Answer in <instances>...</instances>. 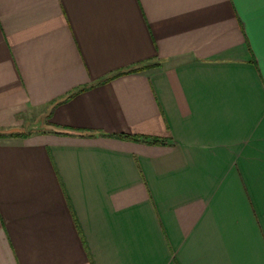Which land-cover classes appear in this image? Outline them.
Returning a JSON list of instances; mask_svg holds the SVG:
<instances>
[{"label":"crops","instance_id":"crops-1","mask_svg":"<svg viewBox=\"0 0 264 264\" xmlns=\"http://www.w3.org/2000/svg\"><path fill=\"white\" fill-rule=\"evenodd\" d=\"M264 0H0V264H264Z\"/></svg>","mask_w":264,"mask_h":264},{"label":"snow or ice","instance_id":"snow-or-ice-1","mask_svg":"<svg viewBox=\"0 0 264 264\" xmlns=\"http://www.w3.org/2000/svg\"><path fill=\"white\" fill-rule=\"evenodd\" d=\"M261 33H262L261 39H262V42H264V22H262L261 24Z\"/></svg>","mask_w":264,"mask_h":264}]
</instances>
